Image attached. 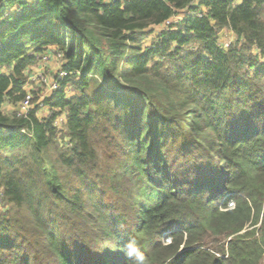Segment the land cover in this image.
Returning <instances> with one entry per match:
<instances>
[{"label":"trees","instance_id":"1","mask_svg":"<svg viewBox=\"0 0 264 264\" xmlns=\"http://www.w3.org/2000/svg\"><path fill=\"white\" fill-rule=\"evenodd\" d=\"M0 200V264H264V0H0Z\"/></svg>","mask_w":264,"mask_h":264},{"label":"rangeland","instance_id":"2","mask_svg":"<svg viewBox=\"0 0 264 264\" xmlns=\"http://www.w3.org/2000/svg\"><path fill=\"white\" fill-rule=\"evenodd\" d=\"M160 30H156L155 31V36H157L158 34H160ZM230 39V37L228 38ZM154 42V40L151 37H148L146 39L143 40V47H149L152 45V43ZM58 64V70L56 72H54V67L56 63H53L54 65H47L45 67H41V71L38 72H33V73H29V81H28V85L26 86V93L30 92L33 94V96L35 97V100L37 99V101L35 102L38 103V101H40L42 98H46L47 96V92H49V88L48 86H50V83H52V81H54L56 74H58L60 68L62 67V63H63V59L58 60L56 58H54ZM50 62V60H46L44 61L43 59L40 61V63H42V65H46ZM42 75L46 80L47 83H42V82H36L31 80L32 77H35L36 75ZM50 95V92H49ZM51 115V113H49V116ZM1 201V200H0ZM229 207H234L233 204L230 202L229 203ZM125 229H130L129 226H127ZM75 245L76 250L80 253V250L84 251V253L82 255H94L95 254V250L91 247L88 246H84L82 244V242L80 241H76L75 243H71ZM85 264H87V262L89 261V258H85ZM91 264V263H90ZM120 264V263H119Z\"/></svg>","mask_w":264,"mask_h":264},{"label":"built area","instance_id":"3","mask_svg":"<svg viewBox=\"0 0 264 264\" xmlns=\"http://www.w3.org/2000/svg\"><path fill=\"white\" fill-rule=\"evenodd\" d=\"M49 56L54 57L58 60L62 59L61 54H57L54 52H51ZM66 76H67V72L61 67L58 74H56L54 81H52V83H50V86H48L49 92L52 93L53 91L58 90L60 87V83L65 79ZM31 80L36 81V82H42L45 84L47 83V80L40 74L36 75L35 77H32ZM33 99H34L33 94L28 92L25 96V99L20 104L19 116L27 117L35 107H38L39 110L46 109L45 104H44L45 98H42L36 105H33ZM64 120H65L64 116L60 117L55 122V125L61 126Z\"/></svg>","mask_w":264,"mask_h":264},{"label":"clouds","instance_id":"4","mask_svg":"<svg viewBox=\"0 0 264 264\" xmlns=\"http://www.w3.org/2000/svg\"><path fill=\"white\" fill-rule=\"evenodd\" d=\"M163 243H171V237L167 233H165V236L163 237ZM125 255L132 260V264H148L145 254L140 250L138 241L134 237L125 245Z\"/></svg>","mask_w":264,"mask_h":264},{"label":"crops","instance_id":"5","mask_svg":"<svg viewBox=\"0 0 264 264\" xmlns=\"http://www.w3.org/2000/svg\"><path fill=\"white\" fill-rule=\"evenodd\" d=\"M42 59H43L44 61H46V60H50V62H49L48 64H46V65H42V63H39L37 66H35V67H33V68L31 69V73L41 71V70H40L41 67H45V66H47V65H51V66H53V65H54L53 63H56V64H55V67H54V72H56V71L58 70V64H57L56 60L54 59V57L49 56V54H45V55H43V57L41 58V60H42ZM46 96H47V97L49 96V92H47V95H46ZM9 108H10V107H6L7 110H9ZM49 113H50L49 109L46 108L45 110H38V111H37V116H38L40 119H46V118L49 117Z\"/></svg>","mask_w":264,"mask_h":264}]
</instances>
